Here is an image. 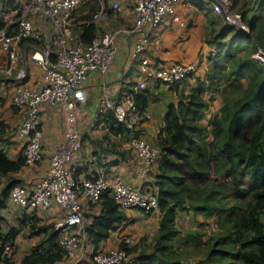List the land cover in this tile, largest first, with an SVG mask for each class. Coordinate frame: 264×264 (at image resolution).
I'll return each instance as SVG.
<instances>
[{"label":"trees","instance_id":"obj_1","mask_svg":"<svg viewBox=\"0 0 264 264\" xmlns=\"http://www.w3.org/2000/svg\"><path fill=\"white\" fill-rule=\"evenodd\" d=\"M98 7L97 0H90L72 13L75 22L85 20L76 29L84 43L97 34V25L90 19ZM254 8L255 13L253 9L247 12L248 8L241 11L250 27L249 32L238 29L235 36L229 37L231 29L236 30L235 26L223 23L218 27L217 19L209 22L207 34L220 35L221 43L217 45L207 37L205 39L208 44L216 45L215 58L222 66L220 71L226 77L227 86L239 90L237 96L225 102L219 113L206 123H203V117L208 101L204 94L212 98L219 88L213 89L206 81L199 80L198 87L180 95L179 103L167 102L163 124L155 140H150L153 144L149 143L158 150L154 191L161 215L159 227L151 251L127 245L123 240L118 243L131 257L123 264H183L179 257L183 247H188L189 251L200 247L203 252V256L185 264H264V63L255 57L259 48L264 49V0ZM5 23L0 12V27ZM25 42L44 46L42 41L23 39L24 52L30 51ZM226 47L229 51L224 56ZM232 49L246 50V53L238 57ZM247 76L249 80L243 83ZM128 85L137 105L150 110L149 88L134 91V81ZM218 85L217 80L215 87ZM102 121L111 128L110 132L121 133L128 141L140 136L135 129L118 123L112 113L100 115L97 124ZM195 131L200 134L199 139L192 137ZM100 145L108 147L102 141ZM94 152V158L87 161L91 168L86 170L85 177H90L89 173L102 162ZM22 164H25L22 155L11 160L0 149V172L15 170ZM85 168V165H76L75 176ZM16 182L18 180L10 182L6 191L9 192ZM205 184L207 186L202 187ZM190 198L192 206L184 207ZM96 203L100 210L85 228L92 251L98 249L100 241L106 239L124 218L108 189L101 193ZM187 209L211 220L210 230L203 228L208 223H200L199 228L181 235L175 226V218L178 210ZM40 220L36 214L24 213L21 218V224H28L31 234L44 235L19 261L13 259L16 252L14 239L19 227H10L5 232L0 230V264H54L63 260L58 233L52 223L39 224ZM7 243L12 245L11 251L5 250Z\"/></svg>","mask_w":264,"mask_h":264},{"label":"built area","instance_id":"obj_2","mask_svg":"<svg viewBox=\"0 0 264 264\" xmlns=\"http://www.w3.org/2000/svg\"><path fill=\"white\" fill-rule=\"evenodd\" d=\"M12 1L18 18L15 21L17 25L12 23L0 27V48L7 52L9 61L3 69V76L17 78L12 103L25 110L18 125V132L26 138L21 153L25 163L36 164L44 157L43 133L39 123L45 108H52L63 115L65 128L63 141L51 154L45 173L35 178L30 187L16 182L11 186L9 195L22 210L38 206L50 207L53 204L67 209L64 217L53 229L58 233L57 241L63 248L64 257L68 258L86 235L82 199L89 204L96 203L101 193L108 189L121 209L138 208L144 212L159 210L154 190L143 189L126 181L121 173L112 169L105 160L90 172V177L81 179L75 176L76 164L73 158L85 145V140L77 128L79 118L83 114L77 101L85 99V80L90 73L103 74L111 69L118 35L133 30L140 31L130 49V55L138 59L139 63L140 78L133 87L134 91L145 88L149 81L167 85L180 83L195 71L197 61L148 62L144 57H140V52L157 33L161 22L166 18L174 22L180 21L176 9L178 0H134L133 28L113 27L97 33L88 43H84L75 31L77 25L83 24L85 20L75 22L72 13L78 6L90 0ZM97 1L99 7L90 19L95 23L107 19L109 11L121 8L118 0L109 3L105 0ZM209 3L212 10L222 14L228 24L242 31H250L242 12L233 10L232 0H210ZM34 20L51 21L55 29L51 43L45 42L43 38L47 34L37 31ZM23 39L44 42L42 47H37L33 42H25V47H30L29 60L43 70L42 79L38 83H29L24 70L13 75L24 52V45L21 44ZM118 86L107 80L101 82L91 115L92 124H97L99 116L104 117L108 112L112 113L118 123L126 125L129 129H135L145 121L149 122L152 119L151 111L140 108L129 90L118 95L121 90ZM128 142L140 160V174L147 176L157 159L158 150L142 136H134ZM89 160L91 158H85L86 162ZM122 240L127 245L132 241L129 237ZM5 250L11 251L12 245L7 243ZM129 258L130 254L120 246L110 250L97 249L91 253L95 264H122ZM59 263L57 261L54 264Z\"/></svg>","mask_w":264,"mask_h":264},{"label":"crops","instance_id":"obj_3","mask_svg":"<svg viewBox=\"0 0 264 264\" xmlns=\"http://www.w3.org/2000/svg\"><path fill=\"white\" fill-rule=\"evenodd\" d=\"M118 1H120L121 8L118 10L117 13L116 11H112L110 12L107 19L96 22L98 28L97 33L116 26L133 28L135 23V16L133 11L134 0ZM0 2L2 4V9L0 11L1 14L4 16V21L6 22L5 25L12 24L11 22L16 16L15 9L12 5L13 1L0 0ZM176 9L180 21L174 22L171 21L170 18H166L163 22H161L159 28L157 29V33L154 34V36L148 41V43H146L145 47L140 52V57H144L148 62H167L176 60L182 62L197 61V63H204L206 61L205 55L212 49V47H210V45L205 40V34L208 35V15L213 14L210 12V9H212V7L209 1L178 0V2L176 3ZM3 13H7V16L10 17L9 23L6 19L9 17H6V15H4ZM216 18H218V16H216ZM112 23L115 25H112ZM34 25L42 29L45 33L47 32L49 34V36L46 35L47 38H45L48 43H51V37L53 33L51 34V30H44L46 28L49 30V27L45 24V20H37L35 21ZM232 31H234V29H231L229 34ZM139 35L140 31L135 30L119 34L116 40V53L114 59L112 60L111 69L103 74L100 72L90 73L87 79L85 80L83 85L85 99L78 100L77 104L81 107L83 111L82 115H84L82 123L78 127V131L80 134H82L83 137L85 136L86 140L84 147L74 155L73 161L77 166L81 165L83 167L85 165L86 168L77 173V177L82 179L85 177V173L87 174L86 170H90L91 168L90 162L87 163L85 161V158L89 157L92 160L95 154L94 151H96V153H98L99 158L101 160L107 161L110 167L112 169H116L119 173H121L122 177L126 181H129L143 189L155 190L156 186L154 185V181L156 163H154L150 173L147 176H142L139 172L140 160L134 153L133 149L130 147V144L126 137H124L121 133L113 134L112 132H110L111 128L107 124L105 125L104 121L98 122L99 128L97 129L99 130L90 129L87 125H84L85 120L87 119H85V117H91L94 106L96 105L97 95L99 92L98 90L101 82L107 80L112 83L118 84L121 89L119 90L118 94L120 95L122 92L128 90V84H130L132 81L136 83L137 80H139L140 76L138 59L130 55V49ZM26 52L23 53L28 64V68L26 69L28 82L38 83L42 79L43 70L38 64L32 63V61L29 60V52ZM5 56L7 57L8 65L9 61L7 53L3 48H0V61ZM201 65L202 64L198 63L197 70H200ZM192 80L193 76H189L187 81L185 80L183 83L181 81L178 85H176V88H174V92L177 93L184 91V93L186 94L190 90L189 89L187 91V89L192 86H189L186 83L191 84ZM16 82L17 78L15 77L9 78L2 76L0 80V149L3 151L6 157L11 160H17L21 157L22 149L26 141V138L20 135V133L18 132V125L23 119L25 110L24 108L15 106L11 102V96L13 94V91L15 90V87L17 86ZM163 86L164 88H167V86L163 85L161 82H148L147 87L149 88L148 95L150 98L149 107L153 103L152 99L154 98V94L159 95V91L162 90ZM154 123L155 120H150L146 123L143 122L145 129L142 130L141 124H138L135 127V130L138 132V135L144 138L147 137V134H154V136H156L160 126L163 124V121L161 122L158 128L154 126ZM100 126L102 128H100ZM39 127L41 128L43 133L42 148L44 152V158L40 161L38 167L37 163H25L20 165L15 170L4 173L0 172V230L5 232L10 227H19V231L14 239L16 252L13 255V259L15 261H19L25 253L30 251V249L37 244L35 242L36 236L41 238L44 235L43 233H41L32 235L30 238L27 237V239L22 238V229L24 228L25 230H28L29 227L28 224H21L20 226L19 220H21L24 213L36 214L39 217L40 215L38 214H42V212H44V214L49 217L48 219L51 218L52 220L58 217V215L54 213L55 211L60 212L59 214H61L62 212L63 215L67 212V209L65 207H62L58 204H53L50 207L38 206L33 209L22 210L12 200L9 195V192L6 191L7 185L14 180H18V182H21L27 187H30L32 181L35 178H38L45 173L49 165V158L51 154L54 152L56 147L63 141L65 120L63 118V115H61L58 111L52 108H45L40 116ZM96 131H100L103 134L106 133L112 138L111 141H106L104 139L107 142L106 145H108V147L104 146V149L102 150L98 149L97 147L95 148L92 143L95 144L94 137L96 135ZM90 137L92 138L88 139ZM99 139H101L100 141H103L102 137H99ZM80 161L83 162L80 163ZM82 208L83 213L86 214V216L84 215V222L87 226L92 216L99 212L100 206L97 203L89 204L82 199ZM121 211L124 214V218L116 226V229L110 232L109 236L106 239L100 241L98 249L107 250L113 249L115 246L117 247L119 242V235L121 236L122 232L126 230V227L129 224L137 220L142 221L145 216L150 217L154 214V212H156L157 214L159 212V210H154L139 214L134 210V208L122 209ZM56 215L57 217H55ZM141 238L145 239L144 236H141ZM83 239L88 243L92 250V245L88 237L85 235ZM140 239H137L136 241L132 239L130 245L133 246L135 244L138 249H142V246L137 243ZM24 240L27 241L24 243ZM19 244L22 247V252L18 255ZM16 255L18 256V258L16 257ZM66 259L67 258L64 257L63 260L59 261V264L65 263ZM78 261L79 259L75 261V263L72 262L71 264H77Z\"/></svg>","mask_w":264,"mask_h":264},{"label":"rangeland","instance_id":"obj_4","mask_svg":"<svg viewBox=\"0 0 264 264\" xmlns=\"http://www.w3.org/2000/svg\"><path fill=\"white\" fill-rule=\"evenodd\" d=\"M105 1H108V3H109V1L111 2L113 0H105ZM202 1H208V0H202ZM232 1L234 3V6H233V10L234 11H243L245 8H248L247 12L249 11V9H250V11L253 9V12L254 13L256 11V10L254 11V9H255L254 7L257 4L260 3V0H232ZM78 7L76 9H79ZM113 11L115 12V10H113ZM117 12H118V10H116V13ZM210 12L213 13V14H209L208 15L209 22H211V23H212V21L213 22H216L217 19H218V21H217L219 23L218 27H221L222 26L221 24H223V23L224 24H227V22L225 20V17L222 14H217L215 11H212V9H210ZM263 12H264V10H263ZM3 14L6 15V17H9V16H7V13L6 14L3 13ZM216 16H218V18H216ZM6 19H7L8 23H9L10 22V17L9 18H6ZM17 19H18L17 16H15L13 18V20L11 19L12 20L11 23H14L15 24V21H17ZM35 21H37V20H34V23H35ZM45 24L49 27V30L47 28L44 29V30H47V31H50L51 30V34L55 32V29L52 27L53 25H52L51 21L45 20ZM112 25H115V24L112 23ZM35 28L37 29V31H43L42 29H40L37 26ZM76 29L77 28H75V31H76ZM108 29H110V28H108ZM219 29H221V28H219ZM235 29L236 30L232 31L229 34V37L232 36V35L235 36L236 33H238V29L236 27H235ZM222 30L223 29H221V32H222ZM47 35L49 36L48 33H47ZM206 37H207V39L209 41L215 42L216 44L217 43H221V41H222L220 35H218L216 33H211L210 35H206L205 34V39H206ZM46 38H43V39L46 41ZM228 39L230 40V38H228ZM46 43L49 44L47 41H46ZM225 43H229V42L226 41ZM209 45H210V47H212V49L206 55H205V52H204V55L206 56V61L204 63L198 62L199 64H202L201 67H200V70H197L198 69V63L196 64L195 71L192 72L189 75V76H193V80H192L191 84L186 83L189 86L192 85V86H190L187 89V91L190 89L188 92H190L191 90H193L196 87H198V83H199L198 81L199 80L206 81V84L209 85L210 87H212L213 89L219 88L218 91L216 92V95L215 96H212V98H210L211 96H209L207 93L204 94V98L208 101V106H207V108L205 110V113H204L203 123H206L210 117L215 116L217 113H219L220 108L222 107V105L225 102L230 101L231 98L236 97L237 94H238V92H239V90L237 88L230 87L229 85L227 86V84H226V77L220 71V69H221L222 66L219 64V62L215 58V56L217 55L216 45H213V44H209ZM223 51H224L223 52L224 53L223 55L225 56L226 55V51H229V48L226 47V49H224ZM232 51H236L238 57H243L245 55V53H246V50H240L239 51V50L232 49ZM23 54H22L21 60L17 64V67H16V70L14 72V75H16L19 71H23V70L26 71V69L28 68L27 61H26V59H25V57H24ZM255 57L258 58L259 61H261L262 63H264V59H263L264 58V49L263 48H259L258 52L255 54ZM216 62H218V63L215 64ZM6 66H7V57L5 56L0 61V80H1V78L3 76V69ZM188 77H186L182 81V83L185 80L187 81L188 80ZM217 80L219 82V85L215 87V82ZM248 80H249V77L247 76L242 82L245 83ZM178 84L179 83L173 85L174 87H171V86L166 85L167 88H164V86H163L162 87V90L159 91V95L154 94V98L155 99H154V101H152L153 103L150 106V111L152 113V119H151V121L152 120L153 121L155 120L154 126L156 128H158L159 125L162 122V115H163L162 113L166 109L167 102H171L172 101V102H174L176 104L179 103L180 95H182L184 93V91L177 92V93L174 92V88H176V85H178ZM163 85H165V84H163ZM193 85H195V86H193ZM11 102H12V96H11ZM83 118H84V115H81L80 118H79V121L80 122L78 121L77 128L79 127V125H81ZM85 119H86L85 120V124H84L85 126L87 125L88 128H90V129L99 130V129H97V128H99V125L98 124H95V125L92 124L93 121H92L91 117L88 118L86 116ZM86 122H87V124H86ZM146 122H148V121H145V123ZM100 128H102V127L100 126ZM141 128H142V130L145 129V126L143 125V123L141 124ZM104 134L102 132H100V131H96V135L94 137L95 138V141H94L95 144L92 143L95 146V148L97 147L98 149H101V150L104 149L103 146L100 145V140L101 139H99V137L100 138L101 137L103 138V141L102 142L105 145L107 144L106 141H111L112 140V138L109 135H107L106 133H104ZM192 135H193L192 136L193 138H197V139L200 138V136H199L200 134L198 133V131H195L194 133L192 132ZM82 138L84 140H86L85 139V136L84 137L82 136ZM91 138L92 137H90L88 139H91ZM144 139L148 143H152L150 140L154 141L155 140V136H154V134H152V135L147 134V137L144 138ZM39 164H40V162L37 163V167H38ZM187 182L189 184H191V182L189 180H187ZM206 186L207 185L205 184L202 187H206ZM192 204L193 203H191V198H190L189 201H186L185 202L184 207L189 208V207L192 206ZM134 210L137 213H139V214H141V213L144 212V211H142V210H140L138 208H134ZM54 213H56L58 215V217L56 215L55 217H57V218H54L52 220H51V218L48 219L49 217L46 214H44V212H42V214H38V215H40L39 217H41V220H40L39 224L52 223V225L54 227V225L57 222H59L64 217V215L62 214V212H61V214L63 216L61 214H59L60 212H58V211H55ZM85 213H86V211H85ZM84 215L86 216V214H84ZM159 217H160L159 212H158V214L156 212H154V214L151 215L150 217L145 216L142 221H138L137 220V221H134L133 223L129 224L126 227V230L124 232H122L121 236L119 235V242L122 239L126 238V237H129L130 239H133L134 241H136L137 239H140L141 236H144L145 239L144 238H141L139 240V242H137V243H139L142 246V249L146 248L147 251H151L152 250V246H153V242H154V237H155L156 232H157V229L159 227ZM19 222H20V226H21V223H22L21 220H19ZM200 223H208L207 225H204L203 226V228L206 229L207 231H209L210 230V226H212V221L211 220L205 219V217H203L202 214H198L197 213V214L194 215V213L192 212V210H188V209L187 210H178V212L176 214L175 226H176V228L178 230L181 231V235H183L186 231H189L191 229L199 228ZM22 226H24V225H22ZM32 235H36V233L35 234H31L29 227H28V230H25L24 228L22 229L21 236H22L23 239H27V237L30 238ZM39 239L40 238L38 236H36L35 242L38 243L39 242ZM26 241L27 240H24V243ZM114 248H116V246ZM107 250H110V249H107ZM180 250H181V252L179 254V257L181 258L180 260H181V262L183 264H185L186 261H192L196 257L203 256V252H201L200 247L195 248V250H193V251H189V248L188 247L187 248L186 247H183ZM21 252H22V247L19 244L18 245V255ZM91 252H92L91 247L88 245V243L84 239H82L81 242H80V244L77 245V247L75 248V250L72 253V255H70L65 260V263H62V264H71L72 262L75 263V261H77L78 259H79V261L77 262V264H95L92 261L91 257H90ZM16 257L18 258L17 255H16ZM130 258H129V261L131 260Z\"/></svg>","mask_w":264,"mask_h":264}]
</instances>
